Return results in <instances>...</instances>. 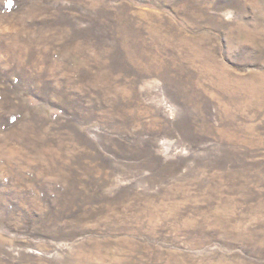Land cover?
Returning a JSON list of instances; mask_svg holds the SVG:
<instances>
[{
	"label": "rangeland",
	"instance_id": "rangeland-1",
	"mask_svg": "<svg viewBox=\"0 0 264 264\" xmlns=\"http://www.w3.org/2000/svg\"><path fill=\"white\" fill-rule=\"evenodd\" d=\"M0 264H264V0H0Z\"/></svg>",
	"mask_w": 264,
	"mask_h": 264
}]
</instances>
